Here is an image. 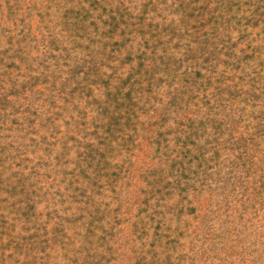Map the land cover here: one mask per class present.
I'll list each match as a JSON object with an SVG mask.
<instances>
[{"label":"rangeland","instance_id":"rangeland-1","mask_svg":"<svg viewBox=\"0 0 264 264\" xmlns=\"http://www.w3.org/2000/svg\"><path fill=\"white\" fill-rule=\"evenodd\" d=\"M0 264H264V0H0Z\"/></svg>","mask_w":264,"mask_h":264}]
</instances>
